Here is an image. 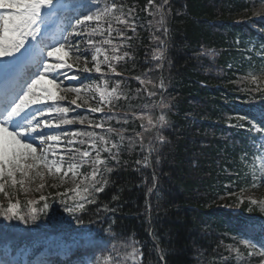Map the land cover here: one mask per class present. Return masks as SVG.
<instances>
[{
	"label": "trees",
	"instance_id": "1",
	"mask_svg": "<svg viewBox=\"0 0 264 264\" xmlns=\"http://www.w3.org/2000/svg\"><path fill=\"white\" fill-rule=\"evenodd\" d=\"M96 2L103 7L106 0ZM116 2L123 3L125 12L128 8L134 9L132 19L136 32L133 35L131 30H126V35L133 39L125 40L124 47L116 54L128 52L129 56L114 62L122 76L109 73L107 91L115 86L116 80H121L119 91L127 93L129 99L113 100L111 112L104 107L103 113L93 114L84 107L70 112L69 117L78 113L98 122L104 114L114 113L116 118H122L127 113L128 123L123 119L117 123L113 118L105 127L126 129L123 134L133 138L134 147H129L125 140L118 161L109 162L112 171L105 173L109 183L104 191L95 193L96 202L86 204L87 211L75 213L83 220L82 224L73 218L64 221L49 212L47 215L37 212L35 223L25 225L12 221L13 227L0 230V246L6 241L17 245L21 240L53 233L67 238L73 234H90L91 244L82 243L73 256H85L93 264H112L113 259L131 253L133 247L138 250L134 257L136 264H260L264 257H248V249L240 246L244 256L238 260L228 246L238 244L232 239L237 233L251 235L257 244L264 243V234L248 232L250 225L262 224L264 214L254 207L249 210L247 201L237 206L233 198L235 193L264 187H251L252 175L259 176L253 158L260 152L253 145V137L260 134L249 131L251 125L246 120L237 119L238 115H258L264 111V90L256 89L246 80L249 72L264 74L261 71L264 69V0H168L164 9L166 35L156 31L160 16L149 15L155 8L148 6V0ZM155 3L160 4L162 0ZM91 26L95 27V22ZM117 27L124 28L113 21V28ZM106 36L107 33L92 38L102 41ZM154 36L160 39H153ZM121 39L113 32L114 44H119ZM160 40L166 41L164 58L156 60L153 56L161 50ZM248 40L253 41L254 52L242 60L244 53L237 48L245 47ZM101 46L112 54L110 46ZM101 67L107 71L105 65ZM80 76L81 80H64L63 84L80 87L94 83L104 91L100 74L80 73ZM136 77L145 83L141 84ZM150 92L156 95L149 96ZM66 95L67 99L60 103L70 106L74 94ZM87 95L95 97L90 103L96 106L100 92ZM161 115L167 123L157 133L154 125ZM141 124L145 127L141 128ZM62 128L83 130L88 129V124L85 121L83 125ZM137 133L143 134L144 151ZM157 135H163L166 143L156 141L158 153L149 156L147 144ZM76 146L87 147L86 144ZM145 156L149 157L148 166H145ZM90 170L87 165L82 167L84 174ZM46 182L50 187L60 185L48 179ZM58 188L64 192L67 187ZM58 188L51 187V192ZM226 192L234 194L225 195ZM30 196L31 200H39L37 195ZM8 202L0 194L4 207ZM33 206L41 208L39 203ZM105 206L115 211H105ZM21 210L27 213L28 207L23 205ZM4 223L8 222L0 218V225ZM161 250L166 253L163 261ZM57 258L51 256L50 260L70 263L67 258ZM127 264H131L130 258Z\"/></svg>",
	"mask_w": 264,
	"mask_h": 264
},
{
	"label": "snow or ice",
	"instance_id": "2",
	"mask_svg": "<svg viewBox=\"0 0 264 264\" xmlns=\"http://www.w3.org/2000/svg\"><path fill=\"white\" fill-rule=\"evenodd\" d=\"M167 4L168 0H162L160 4H156L155 0H148V6L155 8V12H149V15L160 16V20L157 21L160 27L156 31H162L165 35L168 31L164 26L166 16L164 9ZM124 7L123 3H117L116 0H106L103 7L96 0H72L71 3L68 0H0V81L4 84L3 91L0 93V194L9 201L7 207L0 203V218L8 222L0 225V230L13 227L14 225L10 223L12 221L25 225L35 223L38 218L37 212L48 214L47 210L52 205L44 195L39 197L40 201H44L42 208L37 209L33 206L37 201L29 200L27 201L28 212L25 213L21 210L18 199L12 202L13 194L8 191V189L15 191L17 188L25 192L31 191L25 185L36 178L44 179L41 169L46 170L47 175L58 178L60 185L66 183L65 178L69 174L73 182L79 177V183L71 189L80 195L79 200L68 205L67 199H72L67 197L69 189L55 193L53 200L59 198L64 212L78 224H82L83 220L75 213L87 211L86 204L96 202L95 193L104 191L109 183L105 173L112 171L109 162L118 161L125 140L129 142V147H134L133 138L123 134L126 129L117 130L111 125L105 127L108 120L116 118L114 113L102 115L98 122L78 113L68 118L70 112L84 107L93 114L103 113L104 107H108L111 112L114 107L113 100L129 99L127 93L119 91L121 80H116L115 86L107 91L108 80L111 78L108 74L122 76V73L117 72L114 62L129 56L128 52H124L123 55L116 54L124 47L125 40L130 42L133 39L132 36L126 35V30H131L133 35L136 32V23L132 19L134 9L128 8L125 12ZM113 21L123 25L124 28H113ZM93 22L95 27L91 26ZM54 24L55 29H53ZM105 24L107 27H104ZM113 32L122 38L119 44H114ZM105 33L107 36L102 41L92 38L96 35L104 36ZM153 39L160 38L154 36ZM101 45L110 46L112 54L109 55V50ZM165 45L166 41L160 40L158 47L161 50L154 54L153 59L164 58L163 46ZM128 46H131L130 43ZM101 56H103L102 60L99 59ZM101 65L106 66V72L102 70ZM21 66H26L27 71L20 72ZM92 72L100 74L99 80L104 87V91H101L100 85H96V90L100 92V100L96 106L90 103V99L95 101V97L87 95L92 91L91 85L68 87L63 84L64 80H81L80 73ZM248 75L255 82L256 76L252 72ZM88 78L84 77V79ZM136 79L141 84L145 83L139 77ZM160 86L163 87L162 82ZM67 93L74 94V98L69 102L70 106L60 103L67 99ZM155 95V92L149 93V96ZM132 115L135 116L136 113ZM116 119L117 123L123 119L126 124L128 114ZM237 119L246 120L251 125L248 130L260 134L253 137V145L264 152V111L258 115H238ZM85 121H87L88 129L62 128L63 125L77 123L83 125ZM166 123L165 116L161 115L157 118V124L154 125L157 133ZM149 124H152L151 119ZM144 127L141 124V128ZM54 129L59 131L54 132ZM95 129H100L101 132ZM113 136L117 139L114 140ZM137 136L141 141V151H144L143 134L137 133ZM37 141H39L38 144ZM156 141L161 144L166 143L163 135L150 139L147 144L149 156L153 152L158 153L155 147ZM85 144L87 147L84 148L76 146ZM58 147L61 151H57ZM113 149L116 151L113 152ZM102 153L108 155L105 157ZM148 159V156L144 157L145 166H148ZM259 159L261 161L259 176L253 174L251 177L253 188L264 185V155H259ZM136 163L139 164L140 161ZM85 165L91 169L87 174L80 172L81 167ZM153 180H156L155 176ZM60 185L52 184L51 187L56 188ZM44 187L45 184H40L37 191ZM151 191L150 188L149 192ZM233 194L225 193L229 196ZM257 203L256 200H251L252 205ZM259 204L264 211V200L259 201ZM109 210L115 211L105 206V211ZM110 229L111 226L109 231ZM257 231L264 234V223L253 224L248 228V232ZM232 239L238 241V244L229 245L228 248L237 254L238 260L244 256L240 246L248 249V257L254 255L264 257V243L257 244L251 235L237 233ZM137 251L133 247L131 253H126L119 259H113L112 264H127L128 259L134 258ZM68 254V252L64 253V255ZM165 254L164 250H161L160 260H164ZM0 264H12V262L0 259ZM44 264H55V262L46 261ZM260 264H264V260H261Z\"/></svg>",
	"mask_w": 264,
	"mask_h": 264
},
{
	"label": "rangeland",
	"instance_id": "3",
	"mask_svg": "<svg viewBox=\"0 0 264 264\" xmlns=\"http://www.w3.org/2000/svg\"><path fill=\"white\" fill-rule=\"evenodd\" d=\"M56 28V25H53V29ZM254 44L247 45L245 47H238L237 49L241 51V53H244L242 60L248 59L249 54L251 52H254ZM257 54L259 52H256ZM22 67V66H21ZM20 70V69H19ZM256 76L255 82H253L252 77H247L246 80L249 81V83L254 86L256 89H259L260 91L264 90V74L258 75L254 74ZM1 82V81H0ZM55 131V129H54ZM39 141H37V144ZM63 142H61L62 144ZM35 146V145H34ZM39 151V149H38ZM57 151H61V148L58 147ZM259 155H264V152L258 153L253 158V165L259 168V165L261 163L259 159ZM51 158V157H50ZM67 165H64V168L66 169ZM80 172L82 173V167L80 169ZM41 174L44 176V179L36 178L34 179L30 184H26V188H30L31 191H23L17 188V190L13 191L12 189H8L9 192H12V200H19L20 205L27 206V201L31 200V193L33 195H37L36 199L39 198L40 195H44L48 198V202L52 205V207L47 210L51 215L57 216L56 218L58 220H71V216H69L66 212L63 210V206L59 202V198L55 201H50V198L55 193L62 191H54L51 192V187L47 184L46 179L50 180L51 182H58L60 183V180L58 178H54L53 176H49L46 174V170L41 169ZM62 174V173H61ZM66 183L65 185L69 189L67 193V197H71L72 199H67L68 205H72L74 201L80 199V195H78L76 192L71 191V189L75 188L76 182L79 183V177L76 179L75 182H73V179L71 177V174H69L68 177L65 178ZM45 184V187L39 191H37L40 184ZM233 198L236 201V205L239 206L243 202L247 201L249 203V207H254L258 211L264 214V211H262L261 206L259 204V201L264 200V187L259 189L258 191H252V192H238L233 195ZM251 200H256L258 203L256 205L251 204ZM243 201V202H240ZM37 203H39V206L41 208L43 207L44 201L37 200ZM36 203V204H37ZM8 204V203H7ZM6 204V207H7ZM11 239V238H10ZM92 242V238L90 234H82V235H75L73 234L72 237L67 238L63 236V234H57V235H49L46 237H41L40 239L33 240L30 244H28L26 241H21L20 244L16 247V250L14 251L10 246V241H6L1 245L4 249L2 250V254L0 256H6L10 257V260L12 264H30L29 258L32 256V254L38 250H40L32 259V264H40V262H44V257L48 256L49 254H57V255H64L65 252H70L71 250H75L76 247H78L80 244H86L89 245ZM87 264H91L89 260L86 261ZM131 264H136V260L134 258H130Z\"/></svg>",
	"mask_w": 264,
	"mask_h": 264
}]
</instances>
